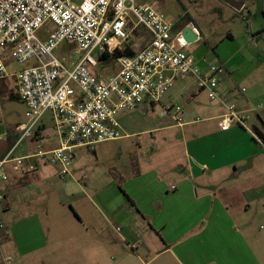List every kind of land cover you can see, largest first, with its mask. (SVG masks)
<instances>
[{
	"label": "rangeland",
	"instance_id": "obj_1",
	"mask_svg": "<svg viewBox=\"0 0 264 264\" xmlns=\"http://www.w3.org/2000/svg\"><path fill=\"white\" fill-rule=\"evenodd\" d=\"M153 3H157L158 12L167 22L198 29L199 41L185 49L195 57L198 70L204 71L209 64L220 65L224 68L221 76L227 75L232 85L231 75L238 80H244L245 75H254L248 83L255 85L249 88L243 84L236 88L234 99H225L230 91L228 83L222 82L220 92L223 96H219L226 105L253 110L248 113L249 122H258L264 133V122L261 123L256 115L259 111L264 118V86L257 87L259 82L255 80L264 75V0H248L249 8L241 12L219 0L135 1L136 6ZM138 34L139 39H132L137 44V51L149 38L142 28ZM77 50L73 45L62 43L53 51V57L70 67L82 56ZM34 63L35 59L24 64L12 57L4 60L7 72L12 76L0 79V146L2 139L16 135L18 124L27 122L26 107L19 100L13 75ZM106 67L99 73L104 77L119 70L116 63ZM182 77L192 81L190 87L181 93L180 86L186 81H174V87L162 103L168 105L171 97L175 99L182 109L178 118L186 124L184 128H179L175 121V112L163 115L162 105L143 104L132 112L117 116L123 137L99 143L94 151L85 147L77 149L71 175L66 179L59 177L58 166L37 162L38 179L17 189V194L25 195V200L23 206L15 210L17 218H32L28 223L13 227L10 220H14L15 213L0 214V226H12L10 234L1 243L0 264H175L171 255L163 252L168 245L159 239L150 219L128 197L127 191L134 185L136 189H142L149 185L158 188L161 184L162 196L166 195L162 235H170V239L176 236L180 240L187 237L190 241L199 231H191L190 225L179 223L172 186L180 188L185 177L180 173V166H186L191 159L199 164L203 162L201 159L212 155L217 156L214 163L245 158L237 165L239 176H232L234 168L230 166L224 174L225 181L217 185L215 193L227 202L236 218L235 227L238 230L252 227V238L257 236L264 249V140L247 122L248 129L233 125L239 136L227 140L210 136L190 144L194 132L205 135L207 126L217 125L218 121L212 122L210 118L220 114L223 106L218 100H211L207 92L199 91L192 75ZM197 118L202 122L190 123ZM40 126L44 127L42 138L33 146L55 149L58 139L49 113L42 118ZM185 131L189 132L184 136ZM24 151L25 144H22L17 152ZM139 172L149 175L139 177ZM249 190L257 199L249 203L252 210L243 214L239 201L249 199L250 194H244ZM244 217L252 224H241ZM143 246L152 247H149L150 254L143 252ZM41 247L44 248L35 254L25 257L20 254L21 250ZM161 249L162 256L157 257Z\"/></svg>",
	"mask_w": 264,
	"mask_h": 264
},
{
	"label": "built area",
	"instance_id": "obj_2",
	"mask_svg": "<svg viewBox=\"0 0 264 264\" xmlns=\"http://www.w3.org/2000/svg\"><path fill=\"white\" fill-rule=\"evenodd\" d=\"M135 1L0 0V79L12 76L5 59L12 57L20 64L35 59L32 67L13 75L27 122L16 126L15 143L0 161L3 181L8 180V165L24 176L38 171L37 162L58 166L59 177L66 179L77 149L94 151L99 143L123 137L117 116L143 104L162 105L163 115L175 112V121L183 126L184 121L178 118L181 107L175 102L163 105L162 101L174 81L185 75H192L200 91L222 104L221 131L234 124L248 129L249 117L236 105H226L218 94V78L224 68L209 64L204 71L198 70L195 57L185 52L189 44L184 28L167 22L157 3L136 6ZM189 27L199 41L198 29ZM139 28L149 38L137 51L132 39L140 38L136 35ZM62 43L77 47L82 55L70 67L53 57ZM126 46L135 51L133 56L124 54ZM111 61L118 65V72L100 75ZM47 113L59 143L52 150L33 146L42 138L40 122ZM22 144L25 154L19 155Z\"/></svg>",
	"mask_w": 264,
	"mask_h": 264
},
{
	"label": "crops",
	"instance_id": "obj_3",
	"mask_svg": "<svg viewBox=\"0 0 264 264\" xmlns=\"http://www.w3.org/2000/svg\"><path fill=\"white\" fill-rule=\"evenodd\" d=\"M239 2L244 4L242 11H245L249 8L248 0H241ZM245 76L246 77L244 78V80H238L235 78V75H231L230 78L234 81V85L229 84V77H227V75L221 76L218 87V94L221 95L220 85L222 82H224L225 84L226 82L228 83V85H226L228 86V89L230 91V94L224 96L225 99L227 97H231V99H234V90H236V88H240L243 84H247L249 88L252 87V85L254 86L255 84L248 83L249 80L254 77V75ZM261 77L259 76V79H255L259 82L258 84H256L257 87L264 86V75H261ZM185 79L186 78L181 77L176 79V81ZM193 79L195 78L193 77ZM191 82H184L180 86L179 91L181 93L185 92L188 87H190L189 85L191 84ZM221 96H223V94ZM174 100L175 99L171 97L169 99V103L174 102ZM238 110L248 117L249 114L253 112V110L241 109L239 106ZM224 113L225 110L223 108L221 109L220 114L212 116L210 118V121L218 122L217 125L215 123H212L211 125L207 126L206 130L208 132L205 135L198 134L199 132L197 131L198 133L194 132L196 134H194L193 136V132H191V136L193 137L190 136L192 138L190 144L193 142H198V140L201 138H209L210 136H218L223 140L230 139L235 135L239 136L240 134L237 131L236 127H232L228 131L220 130L218 124L220 117ZM256 115L259 118L260 122L263 123L264 118L262 117L261 112H256ZM249 120L251 121L250 117L248 119V125H251L253 129L258 128L260 131H262L258 122H249ZM194 121L190 123L195 124ZM185 126L186 124L184 123V125L179 126V128H184ZM43 129L44 127L41 128L40 131L41 136ZM188 132L189 131H185L183 135L185 136V134H187ZM15 139L16 135L7 139H2L3 144L0 146V161L5 158V156L15 143ZM252 141L254 142V140ZM23 154H25V151L19 155ZM216 159V155H212L210 158L204 157V159H201L203 162H200L199 164L194 163L191 159L186 166H180V173L185 176L183 178V181L181 182L180 188L177 186H172V196L177 201L176 208L174 207L175 214H177L176 218L179 220V223L186 226L190 225L189 228L191 229V231L194 229L196 232H200H198V234L190 241H187V237H181L183 239L180 240V238L176 239V236L170 239V235H162V210L165 211L166 208V195L162 196L161 184L158 188L156 186L149 185L143 186L142 189L141 187H138L136 189L134 185L131 187V189H128L127 195L138 205L140 209L144 211L145 215L148 216L151 226L153 227V229H155L154 231L158 233L157 236L159 237V239L161 241H164L168 245V247H166L163 252H165V254H170L172 259L175 260V264H264V249L261 247L260 239H258L257 236L254 235V238H252L253 228L249 227L248 230H244L241 228V230H238L235 227L236 218L232 215L227 202L224 200V198L217 196V194L215 193L217 185L220 182L225 181L226 176H224V174L228 173L226 170H229L228 168H230V166L234 168L232 176H239V168L237 165L242 161H245V158L237 161L227 160L229 162H227L228 164L224 161L214 163ZM5 171L6 175L8 176V180L3 181L0 178V214L5 216L7 213H15L14 220H10V224L12 221L13 227L20 223H28V221L32 217H16V208L18 209L19 207H22L25 200V195H18L17 189H20L21 187H27L26 185L31 183L33 180H37L38 171L21 176L20 174L15 173L11 169L10 165L6 167ZM146 175L149 174L142 175V173L139 172V177ZM173 187H175V189H173ZM143 192L145 194H143ZM246 193L250 194L249 199L242 198V201H239V204H241L240 209H243V214H247L250 212V210H252L250 204L257 199L256 196L252 194V190L246 191L244 194ZM255 193L256 190H254V194ZM243 196L244 195H242V197ZM146 209H148V211ZM215 212L216 214L214 216ZM245 220L246 218L244 217V222L241 224H252L247 223V220ZM10 224L9 228H7L6 225L0 229V251H2L3 248L1 243L10 234L9 230L12 228ZM149 247L143 246V252L150 254L151 249ZM43 248L44 247L21 250L20 254L21 256L25 257L30 254H35L41 251ZM158 256H162V249L158 251L157 257Z\"/></svg>",
	"mask_w": 264,
	"mask_h": 264
},
{
	"label": "water",
	"instance_id": "obj_4",
	"mask_svg": "<svg viewBox=\"0 0 264 264\" xmlns=\"http://www.w3.org/2000/svg\"><path fill=\"white\" fill-rule=\"evenodd\" d=\"M222 1L224 4H226L227 6L231 7L233 10H235L236 12H241L244 4L241 2H236L234 0H220ZM183 36L185 38V40L187 41L188 44H193L197 41V37L195 36V34L193 33L191 27L187 26L183 29Z\"/></svg>",
	"mask_w": 264,
	"mask_h": 264
},
{
	"label": "trees",
	"instance_id": "obj_5",
	"mask_svg": "<svg viewBox=\"0 0 264 264\" xmlns=\"http://www.w3.org/2000/svg\"><path fill=\"white\" fill-rule=\"evenodd\" d=\"M176 28L177 29H181V28H183V26H179V25H177L176 24ZM136 35H139L138 34V31H137V33H136ZM126 56H133L134 54H135V51H133V49H131L129 46H126V49H125V53H124ZM116 55L117 56H121L122 55V53H120V52H117L116 53ZM109 57H104V60H106V59H108ZM111 63H114V62H112L111 61ZM19 100H20V98H19ZM255 130V132L259 135V137L260 138H262L263 140H264V133L262 132V131H260L258 128H255L254 129ZM124 193V192H123ZM125 194V193H124ZM126 195V194H125Z\"/></svg>",
	"mask_w": 264,
	"mask_h": 264
},
{
	"label": "flooded vegetation",
	"instance_id": "obj_6",
	"mask_svg": "<svg viewBox=\"0 0 264 264\" xmlns=\"http://www.w3.org/2000/svg\"><path fill=\"white\" fill-rule=\"evenodd\" d=\"M220 1V0H219ZM222 2V1H221ZM223 3V2H222ZM231 8V7H230Z\"/></svg>",
	"mask_w": 264,
	"mask_h": 264
}]
</instances>
